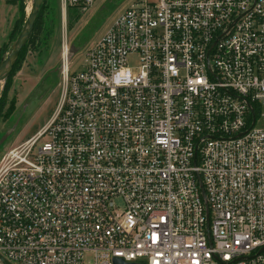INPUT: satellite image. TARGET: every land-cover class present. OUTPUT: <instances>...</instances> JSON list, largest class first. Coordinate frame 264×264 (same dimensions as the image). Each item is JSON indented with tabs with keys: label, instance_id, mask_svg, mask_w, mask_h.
I'll return each mask as SVG.
<instances>
[{
	"label": "built area",
	"instance_id": "built-area-1",
	"mask_svg": "<svg viewBox=\"0 0 264 264\" xmlns=\"http://www.w3.org/2000/svg\"><path fill=\"white\" fill-rule=\"evenodd\" d=\"M69 64L0 160V257L264 264V0H135Z\"/></svg>",
	"mask_w": 264,
	"mask_h": 264
},
{
	"label": "rangeland",
	"instance_id": "rangeland-1",
	"mask_svg": "<svg viewBox=\"0 0 264 264\" xmlns=\"http://www.w3.org/2000/svg\"><path fill=\"white\" fill-rule=\"evenodd\" d=\"M135 0H95L86 11L63 13L60 0H42L37 22L42 34L25 47L0 82V160L11 148L35 134L48 120L58 100L62 56L67 48L71 72L82 69L86 51L113 19ZM33 0H0V62L5 60L30 13ZM259 126L264 127V122ZM85 264H90L85 262Z\"/></svg>",
	"mask_w": 264,
	"mask_h": 264
},
{
	"label": "water",
	"instance_id": "water-1",
	"mask_svg": "<svg viewBox=\"0 0 264 264\" xmlns=\"http://www.w3.org/2000/svg\"><path fill=\"white\" fill-rule=\"evenodd\" d=\"M42 0H33L32 7L30 10V13L27 15L26 20L23 24V27L21 29V32L16 39V41L13 43L11 51L9 52L8 56L5 60L0 62V82L4 81L6 77L10 74L14 63L16 62L18 55L21 51V49L26 44L31 32L33 25L36 21L38 11L40 8ZM6 140V136L2 137L0 139V145ZM0 262L2 264H8L6 261H4L0 257ZM113 264H134V263H124L120 259H114Z\"/></svg>",
	"mask_w": 264,
	"mask_h": 264
},
{
	"label": "trees",
	"instance_id": "trees-1",
	"mask_svg": "<svg viewBox=\"0 0 264 264\" xmlns=\"http://www.w3.org/2000/svg\"><path fill=\"white\" fill-rule=\"evenodd\" d=\"M23 22H25V21L23 20ZM42 31H43L42 24L40 22L35 21L33 28H32V32H31L26 44L21 49L20 53L22 52V50L25 47H28V46L34 47L35 44L38 42V40L42 34ZM20 53H19V55H20Z\"/></svg>",
	"mask_w": 264,
	"mask_h": 264
}]
</instances>
